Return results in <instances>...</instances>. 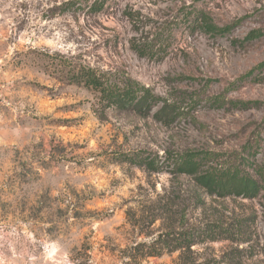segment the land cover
Here are the masks:
<instances>
[{"label": "rangeland", "instance_id": "obj_1", "mask_svg": "<svg viewBox=\"0 0 264 264\" xmlns=\"http://www.w3.org/2000/svg\"><path fill=\"white\" fill-rule=\"evenodd\" d=\"M233 167L252 196L198 184ZM0 264H264V0H0Z\"/></svg>", "mask_w": 264, "mask_h": 264}, {"label": "trees", "instance_id": "obj_2", "mask_svg": "<svg viewBox=\"0 0 264 264\" xmlns=\"http://www.w3.org/2000/svg\"><path fill=\"white\" fill-rule=\"evenodd\" d=\"M199 18L202 29L212 35H224L228 33L234 25L231 24L223 28H218L205 14H200ZM78 79L83 80L82 82L86 85V87L98 91L106 103L109 105H117V107L122 110L142 111L151 107L148 92L144 91L142 94H139L143 90H139L131 84L124 85L122 89L117 88L116 85L105 83L101 76H98L90 70L81 72ZM194 156L195 155L190 154L178 160L177 169L179 173L189 175L198 173V166L193 160ZM139 163H145L146 166L148 165L149 169L153 168L152 162L147 163L146 160L141 159ZM196 179L198 184L205 188L208 193H216L220 197H227L231 195L252 196L256 189L255 182L250 178L240 175L236 167L231 169L209 170L199 174ZM208 232L209 234H212L213 229H210ZM218 232H223V230H219ZM175 241H177L178 244L174 245H178L179 247H181V245H191L190 237H182ZM162 243L165 247L169 248L170 244H168L167 240H163Z\"/></svg>", "mask_w": 264, "mask_h": 264}]
</instances>
